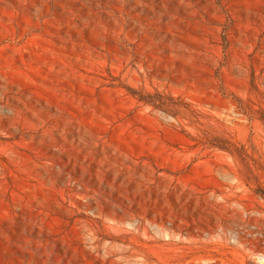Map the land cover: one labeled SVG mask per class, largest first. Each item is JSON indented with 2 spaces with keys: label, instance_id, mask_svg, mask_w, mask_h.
I'll use <instances>...</instances> for the list:
<instances>
[{
  "label": "rangeland",
  "instance_id": "obj_1",
  "mask_svg": "<svg viewBox=\"0 0 264 264\" xmlns=\"http://www.w3.org/2000/svg\"><path fill=\"white\" fill-rule=\"evenodd\" d=\"M264 0H0V264H260Z\"/></svg>",
  "mask_w": 264,
  "mask_h": 264
},
{
  "label": "built area",
  "instance_id": "obj_2",
  "mask_svg": "<svg viewBox=\"0 0 264 264\" xmlns=\"http://www.w3.org/2000/svg\"><path fill=\"white\" fill-rule=\"evenodd\" d=\"M255 257H256V261H258L260 264H264L263 254L258 253V254L255 255Z\"/></svg>",
  "mask_w": 264,
  "mask_h": 264
}]
</instances>
